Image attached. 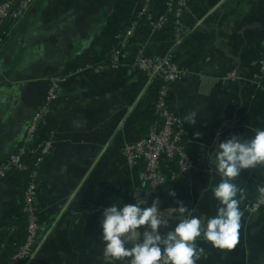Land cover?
<instances>
[{"label": "crops", "instance_id": "1", "mask_svg": "<svg viewBox=\"0 0 264 264\" xmlns=\"http://www.w3.org/2000/svg\"><path fill=\"white\" fill-rule=\"evenodd\" d=\"M165 2L153 0L151 11L162 14ZM140 6L141 0H37L16 26H5L10 33L0 48V162L21 146L49 78H66L36 139L53 133L54 148L37 189L44 243L30 264H109L99 217L118 199L134 203L139 172L127 167L122 151L145 137L155 121L156 90L134 69L130 53L144 45L148 56H163L171 51L172 32H153L142 19L119 70L96 74L85 67L110 62L116 35ZM185 21L191 32L175 55L186 74L170 102L184 121L197 114L195 125L186 122L195 164L160 195V211L171 226L177 201L192 215L216 214L214 145L264 128V78H255L254 64L264 59V0H192ZM232 70L240 81L226 79ZM22 176L12 172L0 184V264L21 238L16 224L22 218ZM234 183L242 214L238 243L225 251L196 241L203 250L197 264H264V209L245 211L264 188V164L244 170Z\"/></svg>", "mask_w": 264, "mask_h": 264}, {"label": "built area", "instance_id": "2", "mask_svg": "<svg viewBox=\"0 0 264 264\" xmlns=\"http://www.w3.org/2000/svg\"><path fill=\"white\" fill-rule=\"evenodd\" d=\"M37 0H0V48L5 43L10 30L16 26L29 12ZM153 0H141V6L137 14L116 35V46L111 53L110 62L97 66L87 65L86 70H93L101 74L106 70H119L120 59L130 53V41L142 19L147 20L148 26L153 32L169 28L172 30L171 51L163 56H148L144 45L132 50L130 53L132 66L147 81L148 88H155L154 114L156 120L150 126L145 137L127 144L122 151V156L130 170L145 166L138 174L134 194L151 205L166 185L168 177L165 170L171 172V179L176 180L188 176L194 169V160L190 154V133L184 119L173 111L170 97L174 86L182 80L186 71L176 59V49L189 36L191 29L186 24L185 18L190 12L192 0H166L162 14L155 15L151 11ZM130 50V51H129ZM257 73L255 78L261 81L264 78V59L255 63ZM228 81L241 80L236 70L229 71L226 76ZM66 78L53 76L48 80V89L43 104L35 110L26 129L19 149L11 153L0 162V184L6 176L12 172L28 173V177L22 193V216L26 218V237L20 245L22 236L13 243V252L3 264H30L44 243L41 236V219L37 208V189L41 169L52 154L54 137L51 133L45 140L33 146V142L50 115L53 105L60 97L62 85ZM185 122V123H184ZM32 156L33 164L26 162V156ZM175 164L177 170L170 168ZM264 209V188L258 195L245 206L249 214H256ZM197 241H203L202 238Z\"/></svg>", "mask_w": 264, "mask_h": 264}, {"label": "clouds", "instance_id": "3", "mask_svg": "<svg viewBox=\"0 0 264 264\" xmlns=\"http://www.w3.org/2000/svg\"><path fill=\"white\" fill-rule=\"evenodd\" d=\"M196 117L193 112L185 122L195 125ZM211 163L220 177L211 189L219 205L214 216L192 215L177 201L175 224L171 226L160 211L159 198L148 205L135 194L134 203L118 199L105 207L99 217L100 238L109 264L125 259L127 264H197L203 251L196 245L200 238L216 249L233 250L242 215L237 198L240 189L234 181L244 170L264 164V128H256L250 137L233 135L214 145Z\"/></svg>", "mask_w": 264, "mask_h": 264}, {"label": "trees", "instance_id": "4", "mask_svg": "<svg viewBox=\"0 0 264 264\" xmlns=\"http://www.w3.org/2000/svg\"><path fill=\"white\" fill-rule=\"evenodd\" d=\"M171 30V29H170ZM171 32H172V30H171ZM257 69V68H256ZM171 103V102H170ZM155 120H156V117H155ZM154 123V122H153ZM153 123H151V125L153 124ZM150 125V126H151ZM150 126L148 127V130H149V128H150ZM39 132H40V130H39ZM39 132H38V134H39ZM147 133H148V131H147ZM147 133H146V135H147ZM38 134H37V136H36V139H38L37 137H38ZM145 135V136H146ZM144 137V136H143ZM36 139H35V141L32 143L33 144V146H35L36 144H38V143H36L37 141H36ZM40 143V142H39ZM191 154V153H190ZM193 158V157H192ZM194 160V159H193ZM26 162H28L30 165L31 164H33V158H32V156H26ZM128 167V166H127ZM144 168H145V166L142 164L141 166H139V167H136V168H134V170L133 171H138V172H140V171H143L144 170ZM170 168L172 169V170H174V171H176L177 170V167H176V165L175 164H171L170 165ZM165 173H166V176L168 177V180H167V183H166V185L161 189V191L159 192V195H158V197L157 198H160V195L162 194V192L165 190V187L167 186V184L168 183H170V182H174V181H178V180H180V179H182V178H180V179H176V180H172L171 179V172L169 171V170H165ZM139 174V173H138ZM21 175H23L22 177L23 178H25V180H27V177H28V173H21ZM187 177V176H186ZM185 178V177H184ZM135 188V187H134ZM22 207V206H21ZM18 227H19V230H20V232H21V236H22V240H21V242H20V245L23 243V240H24V238L26 237V234H27V232H26V225H27V223H26V218L24 217V216H22V218H21V220L19 221V224H16Z\"/></svg>", "mask_w": 264, "mask_h": 264}, {"label": "rangeland", "instance_id": "5", "mask_svg": "<svg viewBox=\"0 0 264 264\" xmlns=\"http://www.w3.org/2000/svg\"><path fill=\"white\" fill-rule=\"evenodd\" d=\"M260 211H262V210H260ZM260 211H259V212H260ZM259 212H258V213H259Z\"/></svg>", "mask_w": 264, "mask_h": 264}]
</instances>
